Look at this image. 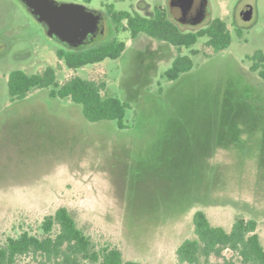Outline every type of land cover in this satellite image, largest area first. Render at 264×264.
I'll use <instances>...</instances> for the list:
<instances>
[{
    "label": "rangeland",
    "instance_id": "1",
    "mask_svg": "<svg viewBox=\"0 0 264 264\" xmlns=\"http://www.w3.org/2000/svg\"><path fill=\"white\" fill-rule=\"evenodd\" d=\"M57 1L100 8L115 0ZM142 1L152 10L171 0H121L116 7L133 10ZM207 1L203 23L173 19L197 31L220 17L231 44L215 52L202 37L183 47L194 67L169 80L180 52L166 42L114 27L92 46L118 34L127 43L121 56L74 70L58 55L70 47L21 0H0V241L40 231L46 215L66 206L97 242L116 244L141 264H176L178 246L195 234L198 209L226 229L237 215L256 218L264 244V79L248 58L264 52V0ZM248 6L253 17L244 20ZM48 66L60 83L74 75L104 80L105 93L128 103L126 127L87 120L81 104L53 98L49 88L12 99V71Z\"/></svg>",
    "mask_w": 264,
    "mask_h": 264
},
{
    "label": "trees",
    "instance_id": "2",
    "mask_svg": "<svg viewBox=\"0 0 264 264\" xmlns=\"http://www.w3.org/2000/svg\"><path fill=\"white\" fill-rule=\"evenodd\" d=\"M110 12L117 31L122 27L130 32L132 38L146 34L179 50L172 66L166 71L169 80L178 79L194 67L191 55L181 53L183 47L190 48L202 37L207 38L206 44L215 52L231 44V31L220 17L197 31H184L163 5H155L152 16L113 7ZM126 47V41L117 34L95 46L59 50L58 55L69 68L77 70L106 58H118ZM248 58L253 61L251 70L264 79V52L257 51ZM8 84L13 100L24 99L33 89L49 88L51 97L69 98L81 104L87 120H117L121 128L126 127L124 117L128 103L105 93L104 80L74 75L60 83L56 69L48 66L33 74L16 69L11 72ZM193 226L194 236L185 238L176 250V264H203V261L208 264H264V244L256 218L237 215L231 228L226 229L213 224L207 212L198 209L193 215ZM39 230L24 229L0 241V264H23V259L36 264H141L139 260L126 259L116 244L97 242L79 225L74 213L66 206H60L54 213L46 215ZM226 250L233 253L231 258L225 257ZM212 256L224 257L225 260L214 263L210 261Z\"/></svg>",
    "mask_w": 264,
    "mask_h": 264
},
{
    "label": "water",
    "instance_id": "3",
    "mask_svg": "<svg viewBox=\"0 0 264 264\" xmlns=\"http://www.w3.org/2000/svg\"><path fill=\"white\" fill-rule=\"evenodd\" d=\"M45 26L50 36L59 39L70 48H83L94 40L100 31L102 15L86 5L57 0H21ZM170 11L182 24L199 25L209 15L207 0H171ZM244 20H251L253 8L242 12Z\"/></svg>",
    "mask_w": 264,
    "mask_h": 264
},
{
    "label": "flooded vegetation",
    "instance_id": "4",
    "mask_svg": "<svg viewBox=\"0 0 264 264\" xmlns=\"http://www.w3.org/2000/svg\"><path fill=\"white\" fill-rule=\"evenodd\" d=\"M92 0H84V2L86 3H91ZM121 0H115L114 2L111 3H103L102 6L100 8H96V7H91L90 9H94L96 11H98L101 15H102V19H101V23H100V31L94 36V40L90 43H88L86 46H92L94 44L95 41L107 37L109 36L110 32H113V29L115 27L116 29V25L113 22L112 19V14L110 12L111 7H113L116 10H123V9H118L116 7V3L120 2ZM81 4V3H80ZM89 8V7H88ZM170 11V4L167 7ZM131 13H141L147 16H152L154 14V7L151 10L150 9V4H148L145 1H142L139 4V7L137 6V8L133 9V10H127ZM171 13V11H170ZM172 17L174 18L173 14L171 13Z\"/></svg>",
    "mask_w": 264,
    "mask_h": 264
}]
</instances>
